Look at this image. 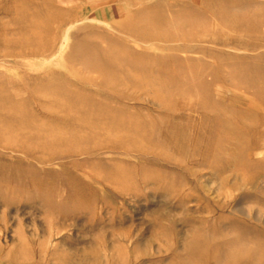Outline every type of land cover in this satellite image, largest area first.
<instances>
[{
	"label": "rangeland",
	"instance_id": "1",
	"mask_svg": "<svg viewBox=\"0 0 264 264\" xmlns=\"http://www.w3.org/2000/svg\"><path fill=\"white\" fill-rule=\"evenodd\" d=\"M0 264H264V0H0Z\"/></svg>",
	"mask_w": 264,
	"mask_h": 264
},
{
	"label": "bare ground",
	"instance_id": "2",
	"mask_svg": "<svg viewBox=\"0 0 264 264\" xmlns=\"http://www.w3.org/2000/svg\"><path fill=\"white\" fill-rule=\"evenodd\" d=\"M8 129H9V128L7 127V128H6V131H7V132H8ZM6 131H5V132H6Z\"/></svg>",
	"mask_w": 264,
	"mask_h": 264
}]
</instances>
